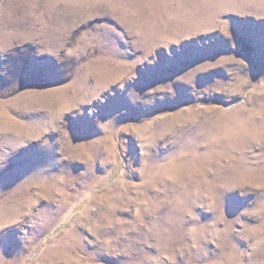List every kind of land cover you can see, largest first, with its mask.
<instances>
[{"label":"rangeland","instance_id":"rangeland-1","mask_svg":"<svg viewBox=\"0 0 264 264\" xmlns=\"http://www.w3.org/2000/svg\"><path fill=\"white\" fill-rule=\"evenodd\" d=\"M0 264H264V0H0Z\"/></svg>","mask_w":264,"mask_h":264}]
</instances>
